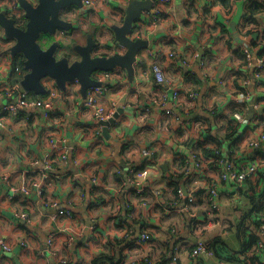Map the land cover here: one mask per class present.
Returning <instances> with one entry per match:
<instances>
[{
  "label": "clouds",
  "instance_id": "clouds-1",
  "mask_svg": "<svg viewBox=\"0 0 264 264\" xmlns=\"http://www.w3.org/2000/svg\"><path fill=\"white\" fill-rule=\"evenodd\" d=\"M0 264H264V0H0Z\"/></svg>",
  "mask_w": 264,
  "mask_h": 264
}]
</instances>
